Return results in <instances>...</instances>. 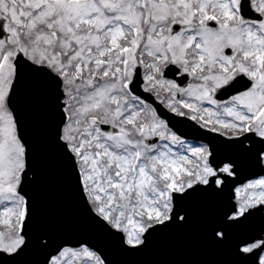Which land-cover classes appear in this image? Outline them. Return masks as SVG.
<instances>
[{"label":"snow or ice","instance_id":"obj_1","mask_svg":"<svg viewBox=\"0 0 264 264\" xmlns=\"http://www.w3.org/2000/svg\"><path fill=\"white\" fill-rule=\"evenodd\" d=\"M0 264H264V0H0Z\"/></svg>","mask_w":264,"mask_h":264},{"label":"water","instance_id":"obj_2","mask_svg":"<svg viewBox=\"0 0 264 264\" xmlns=\"http://www.w3.org/2000/svg\"><path fill=\"white\" fill-rule=\"evenodd\" d=\"M162 248V244L156 243L152 249V251L145 257L141 259L144 261H156V260H164L163 254H159V249ZM221 253H213L210 254L211 257L221 256ZM150 256V257H149Z\"/></svg>","mask_w":264,"mask_h":264}]
</instances>
